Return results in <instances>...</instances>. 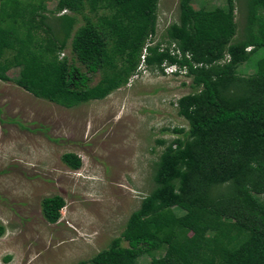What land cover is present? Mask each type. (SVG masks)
<instances>
[{
	"label": "trees",
	"instance_id": "1",
	"mask_svg": "<svg viewBox=\"0 0 264 264\" xmlns=\"http://www.w3.org/2000/svg\"><path fill=\"white\" fill-rule=\"evenodd\" d=\"M191 1H178L177 19L153 42L158 0H57L56 11L43 0H0V80L37 98L70 108L106 97L137 70L146 43V66L176 64L191 79L176 102L187 126L157 141L152 189L93 264H137L157 250L151 264H264V56L252 73L238 72L264 48V0L245 2L238 37L235 0L200 11ZM62 9L69 12L54 14ZM68 44L71 62L59 59ZM86 73L100 79L88 85ZM61 161L82 164L71 152ZM64 205L59 195L44 197L43 218L57 222ZM5 229L0 222V236Z\"/></svg>",
	"mask_w": 264,
	"mask_h": 264
},
{
	"label": "rangeland",
	"instance_id": "2",
	"mask_svg": "<svg viewBox=\"0 0 264 264\" xmlns=\"http://www.w3.org/2000/svg\"><path fill=\"white\" fill-rule=\"evenodd\" d=\"M178 1L158 0L153 42L177 19ZM43 2L56 11L57 0ZM245 2L235 0L236 37L244 31ZM190 4L195 11L210 10L225 6V0ZM83 23L81 18L76 28ZM262 56L264 48L257 49L238 72L252 73ZM62 58L73 61L69 44L59 53ZM17 73L11 67L7 75ZM86 76L88 85L100 79L98 73ZM190 85L183 72L163 75L143 63L106 97L67 108L0 80V222L6 228L0 264H93L90 259L120 236L129 214L152 189L153 162L163 149L157 141L171 140L172 128L187 126L176 102L192 91ZM67 152L80 157V168L61 161ZM51 195L65 202L55 223L41 213L42 199ZM163 252L143 254L137 264H151Z\"/></svg>",
	"mask_w": 264,
	"mask_h": 264
},
{
	"label": "built area",
	"instance_id": "3",
	"mask_svg": "<svg viewBox=\"0 0 264 264\" xmlns=\"http://www.w3.org/2000/svg\"><path fill=\"white\" fill-rule=\"evenodd\" d=\"M65 11V9H64ZM149 45V43H146L143 48H142V53H141V56H140V63L138 64V66L140 64H143L144 63V55L146 54V48L147 46ZM165 46V44H162V47ZM170 52L171 54H175V53H179V51L177 50L175 44L172 42L170 44ZM145 64V63H144ZM162 71L161 72L163 75H175V74H178V73H184L185 74V70L182 68L180 69L178 65L176 64H167V63H163L162 64ZM134 76V75H133Z\"/></svg>",
	"mask_w": 264,
	"mask_h": 264
}]
</instances>
